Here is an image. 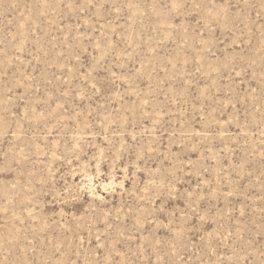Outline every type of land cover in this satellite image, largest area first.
<instances>
[{
	"label": "rangeland",
	"instance_id": "1",
	"mask_svg": "<svg viewBox=\"0 0 264 264\" xmlns=\"http://www.w3.org/2000/svg\"><path fill=\"white\" fill-rule=\"evenodd\" d=\"M0 264H264V0H0Z\"/></svg>",
	"mask_w": 264,
	"mask_h": 264
},
{
	"label": "bare ground",
	"instance_id": "2",
	"mask_svg": "<svg viewBox=\"0 0 264 264\" xmlns=\"http://www.w3.org/2000/svg\"><path fill=\"white\" fill-rule=\"evenodd\" d=\"M101 185V184H100ZM104 184H102V187H103Z\"/></svg>",
	"mask_w": 264,
	"mask_h": 264
}]
</instances>
